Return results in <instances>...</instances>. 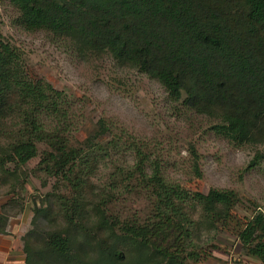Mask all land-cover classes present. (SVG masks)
<instances>
[{
    "label": "trees",
    "instance_id": "1",
    "mask_svg": "<svg viewBox=\"0 0 264 264\" xmlns=\"http://www.w3.org/2000/svg\"><path fill=\"white\" fill-rule=\"evenodd\" d=\"M9 1L27 30L68 37L79 54L109 53L158 79L173 99L215 118L218 135L236 145L264 143V0ZM66 104L63 91L30 76L19 46L0 39V182L19 180L22 166L38 155V142L48 149L37 169L57 179L49 206L35 207L23 237L26 264H192L200 261L193 237H210L218 222L234 223L246 253L264 264L263 211L257 207L247 222L235 221L231 210L241 198L234 190L194 191L170 181L146 141L125 129L113 132L103 118L93 136L72 139ZM190 148L201 178L198 152ZM112 150L132 152L135 162L112 167L100 187L90 182L97 201H88L84 190L99 152ZM129 195L147 210L123 222L107 204L120 197L129 202ZM6 207L0 232L10 216Z\"/></svg>",
    "mask_w": 264,
    "mask_h": 264
},
{
    "label": "rangeland",
    "instance_id": "2",
    "mask_svg": "<svg viewBox=\"0 0 264 264\" xmlns=\"http://www.w3.org/2000/svg\"><path fill=\"white\" fill-rule=\"evenodd\" d=\"M20 14L9 0H0V39L24 51L31 77L45 79L63 91L71 137L81 141L93 136L103 118L106 124H112L113 132L125 129L132 139L146 141L153 156L156 153L164 160L170 181L194 191L207 192L211 187L234 190L241 198L231 210L235 221L247 222L257 207L264 212V143H232L214 132L215 118L187 107L182 98L173 99L158 79L118 63L109 53L79 54L71 47L70 38L55 36L47 29L27 30L19 22ZM106 139L104 136L97 141ZM193 145L199 155L201 178L192 168ZM37 146L38 155L22 166L18 181L0 182V212L5 205L10 209L6 231L0 232V264H26L23 237L33 226L35 207L49 206L47 195L57 182L37 169L43 151L48 149L44 142ZM99 155L102 160L91 170V180L84 190L85 198L94 203L97 200L88 190L90 182L100 187L112 167L135 162L132 152L112 150ZM253 160L256 164L249 166ZM128 199L124 202L121 197L115 198L113 204H107L108 211L123 222L147 210L138 196L129 195ZM217 226L210 237H193L200 261L192 264H263L246 253L234 223L218 222Z\"/></svg>",
    "mask_w": 264,
    "mask_h": 264
}]
</instances>
